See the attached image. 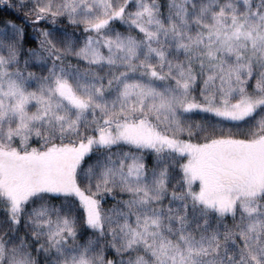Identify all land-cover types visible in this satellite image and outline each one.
I'll list each match as a JSON object with an SVG mask.
<instances>
[{"label": "snow or ice", "instance_id": "snow-or-ice-1", "mask_svg": "<svg viewBox=\"0 0 264 264\" xmlns=\"http://www.w3.org/2000/svg\"><path fill=\"white\" fill-rule=\"evenodd\" d=\"M0 6V264H264V0Z\"/></svg>", "mask_w": 264, "mask_h": 264}, {"label": "trees", "instance_id": "trees-1", "mask_svg": "<svg viewBox=\"0 0 264 264\" xmlns=\"http://www.w3.org/2000/svg\"><path fill=\"white\" fill-rule=\"evenodd\" d=\"M11 15H13L11 11H5L3 6H0V17H6Z\"/></svg>", "mask_w": 264, "mask_h": 264}]
</instances>
